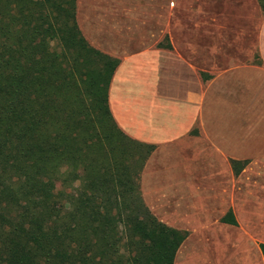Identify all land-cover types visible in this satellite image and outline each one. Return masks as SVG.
<instances>
[{
    "label": "crops",
    "instance_id": "crops-1",
    "mask_svg": "<svg viewBox=\"0 0 264 264\" xmlns=\"http://www.w3.org/2000/svg\"><path fill=\"white\" fill-rule=\"evenodd\" d=\"M75 20L89 45L118 59L107 91L116 124L153 145L139 178L147 208L186 236L235 234L224 257L212 246L210 264H264L256 0H76Z\"/></svg>",
    "mask_w": 264,
    "mask_h": 264
},
{
    "label": "trees",
    "instance_id": "trees-1",
    "mask_svg": "<svg viewBox=\"0 0 264 264\" xmlns=\"http://www.w3.org/2000/svg\"><path fill=\"white\" fill-rule=\"evenodd\" d=\"M75 3L0 0V264H173L186 233L140 192L153 145L116 124L118 59L88 44Z\"/></svg>",
    "mask_w": 264,
    "mask_h": 264
},
{
    "label": "rangeland",
    "instance_id": "rangeland-1",
    "mask_svg": "<svg viewBox=\"0 0 264 264\" xmlns=\"http://www.w3.org/2000/svg\"><path fill=\"white\" fill-rule=\"evenodd\" d=\"M162 174V173H160ZM161 176V175H160ZM162 179H157L156 182H161ZM154 193L157 195V187L151 188ZM195 225L199 223L197 219H194ZM185 240L178 247L173 264H210L212 256V246H216L218 258L224 257L229 252L227 251V244H230L235 240V234L228 233L222 235H209V236H200V235H191L186 236ZM204 237L206 239H201ZM219 242V243H218ZM234 243V242H233Z\"/></svg>",
    "mask_w": 264,
    "mask_h": 264
}]
</instances>
